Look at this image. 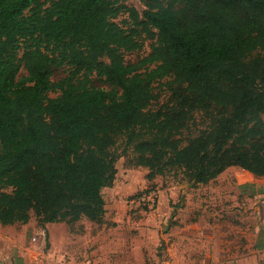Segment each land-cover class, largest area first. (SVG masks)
I'll list each match as a JSON object with an SVG mask.
<instances>
[{"label":"trees","instance_id":"trees-1","mask_svg":"<svg viewBox=\"0 0 264 264\" xmlns=\"http://www.w3.org/2000/svg\"><path fill=\"white\" fill-rule=\"evenodd\" d=\"M142 1L0 0L1 225L100 223L130 152L148 181L264 176V0ZM142 35L150 51L127 63ZM156 82L168 97L151 108Z\"/></svg>","mask_w":264,"mask_h":264},{"label":"crops","instance_id":"crops-1","mask_svg":"<svg viewBox=\"0 0 264 264\" xmlns=\"http://www.w3.org/2000/svg\"><path fill=\"white\" fill-rule=\"evenodd\" d=\"M183 183H174L169 189L175 197L181 191L188 211L184 216L189 221L171 231L167 257L156 264H264V176L231 166L207 184ZM207 208L216 223L205 222L203 217L193 220ZM9 226L13 225L0 224ZM35 226L38 227L35 218H30L21 224L19 235ZM39 228L46 229L47 242L55 255L43 260V264L144 263V244L127 246L122 241L107 244L106 204L100 223L81 219L71 227L57 222ZM16 245L13 238L0 233V264H18L6 255Z\"/></svg>","mask_w":264,"mask_h":264},{"label":"rangeland","instance_id":"rangeland-1","mask_svg":"<svg viewBox=\"0 0 264 264\" xmlns=\"http://www.w3.org/2000/svg\"><path fill=\"white\" fill-rule=\"evenodd\" d=\"M125 4L135 7L140 13L145 8L142 0H125ZM115 21L127 27L128 14L126 12L120 13ZM142 42L141 49L125 53L127 63L136 62L148 54L153 40L142 35ZM21 73H24V70H21ZM65 75L66 67L60 68L54 73L52 79L57 80ZM160 82H165V79ZM93 84L101 88H109L107 84L95 78ZM154 86L160 96L158 102L152 103L151 108H156L168 97V91L163 87L160 88L157 82ZM55 95L49 93L51 97ZM202 126L201 117L197 116L196 120L190 123L188 130L184 131V134L195 135ZM123 140L124 135L122 134L114 147L117 153L123 149ZM131 157L130 152L128 155H122L117 159L115 181L111 187L104 188L102 191L107 208V244L114 241L125 242L127 246L142 243L144 244V263L136 262L135 264H156V261H164L167 257V243L172 240L173 236L171 231L175 226L183 225L184 221L186 223L189 221L188 217L185 219L184 216L188 215V211L185 210L186 206L181 191L179 196L175 197L169 189L174 183L184 184V180L180 174L167 173L148 181L146 168L128 165L127 160ZM148 192H154L155 195V206L152 210H149L146 201L141 199ZM231 203L230 201L229 204ZM208 209L199 212L193 220L197 221L203 217L205 222L216 223L212 220L211 211L209 212ZM33 218L32 215L31 219ZM39 227L43 226L30 228L23 236L19 235L22 228L21 224L0 227V233L10 236L17 244V247L11 250L10 255L8 253L6 255L17 260L16 263L18 264H29L28 262L31 260H34L32 264H43V260L55 256L54 252L50 250L51 245L47 242L46 236L44 240L41 238L37 243L32 241V237L41 229ZM145 229L148 231L143 234L142 231ZM132 256L134 257V254ZM12 262L14 263V260Z\"/></svg>","mask_w":264,"mask_h":264},{"label":"built area","instance_id":"built-area-1","mask_svg":"<svg viewBox=\"0 0 264 264\" xmlns=\"http://www.w3.org/2000/svg\"><path fill=\"white\" fill-rule=\"evenodd\" d=\"M141 199L146 201V205H147V208L149 210L154 209V206H155V195H154V192H148V194L147 195H143L141 197ZM45 236H46V229L45 228H41L40 230H38V232L35 234V236L32 237V241L37 243L41 238H42V240H44Z\"/></svg>","mask_w":264,"mask_h":264}]
</instances>
